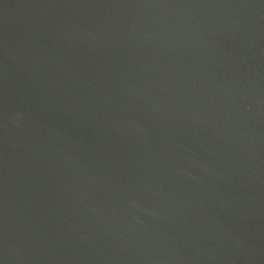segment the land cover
<instances>
[{
  "label": "water",
  "instance_id": "95a60500",
  "mask_svg": "<svg viewBox=\"0 0 264 264\" xmlns=\"http://www.w3.org/2000/svg\"><path fill=\"white\" fill-rule=\"evenodd\" d=\"M0 264H264V0H0Z\"/></svg>",
  "mask_w": 264,
  "mask_h": 264
}]
</instances>
